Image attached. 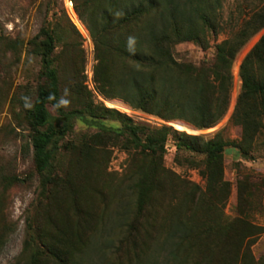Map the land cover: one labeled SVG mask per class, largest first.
Returning a JSON list of instances; mask_svg holds the SVG:
<instances>
[{
    "label": "rangeland",
    "instance_id": "374dc122",
    "mask_svg": "<svg viewBox=\"0 0 264 264\" xmlns=\"http://www.w3.org/2000/svg\"><path fill=\"white\" fill-rule=\"evenodd\" d=\"M263 8L264 0H221V6L212 15L215 26L207 28L202 35L204 46L197 41L178 42L172 47L173 57L178 62L198 67L203 62L213 61L217 45L232 36L252 12ZM43 26L54 30L57 37L54 67L58 71L62 104L66 109L87 104L105 106L127 115L138 125L151 128L168 126L180 132L203 135L207 139L221 130L227 141L224 178L231 183L230 195L227 201L222 202L218 195L209 194L197 204L201 210L189 219L190 222L199 226L201 233L210 230L213 233L211 238L202 234V241L196 244L203 250L208 246L218 249L215 264H228L227 259L219 254L220 250L224 253L228 246L219 233L220 225L234 227L239 210L244 208L246 218L256 225L250 228L255 235L253 240H256L250 246L254 260L249 259L250 251L247 250L248 261L250 264H264L263 122H258L260 127L250 124L247 132L232 117L236 111L238 114L241 112L237 108L243 83L241 64L264 34V29L253 35L236 55L228 112L217 125L199 129L183 119H163L120 98L113 99L127 104L129 111L107 103L109 98L99 91L94 80L97 63L94 40L73 0H0V35L5 37L0 43V232L5 225L8 226V235L0 251V264H24L28 261L40 244L38 239L42 228H51L54 234L63 229L68 234L73 231L83 234L84 241L77 247L81 249L87 245V249L83 259L77 254L76 264H176L163 261L164 251H160V255L151 252L147 260L142 261L146 251L142 246L143 238L147 233L153 235L152 240L158 235L163 237L182 208L190 215L177 195L191 188L205 190L207 186L198 166L202 156L188 150H177L173 140L178 134L172 132L164 164L176 173L175 181H170L167 190L150 203L143 216L131 214L130 217H121L127 200L119 197L117 189L126 184L127 175L141 164V159L134 148H128L125 137L101 133L99 128L77 120L74 131L60 142L52 172L55 182L44 187L36 172L32 152L29 157L23 155L24 146L30 143V129L17 100L23 94L33 99L38 85L46 81L42 74L41 55L32 42ZM17 40L24 43L17 45ZM48 108L57 115L53 105L49 104ZM102 121L107 126H122L118 119L105 118ZM177 121L190 124L193 131L178 129L173 123ZM83 143L87 147L82 152L80 145ZM244 174L251 176L253 187L248 194L251 201L238 206V180ZM131 207H135L134 203ZM132 223L135 228L129 226ZM103 236H107L106 239ZM25 246L29 250L23 252ZM139 254L143 256L141 261L137 260ZM155 257L158 259L153 262ZM41 260L44 264H63L47 255L41 256ZM71 264L75 263L71 261Z\"/></svg>",
    "mask_w": 264,
    "mask_h": 264
},
{
    "label": "trees",
    "instance_id": "16d2710c",
    "mask_svg": "<svg viewBox=\"0 0 264 264\" xmlns=\"http://www.w3.org/2000/svg\"><path fill=\"white\" fill-rule=\"evenodd\" d=\"M73 1L94 40L97 59L94 80L99 91L109 99L120 98L163 119H183L199 129L217 125L228 112L236 55L253 35L264 29L263 8L252 12L232 36L217 45L213 61L203 62L198 67L178 62L173 57L172 47L181 41H197L204 46L202 35L207 28L215 26L212 15L221 6V0ZM56 38L54 30L43 26L32 39L41 55L42 74L46 81L38 85L33 99L28 94L17 97L30 129V143L24 146L23 155L29 157L32 152L43 186L55 182L52 172L60 142L74 131L75 122L81 120L99 128L101 133L125 137L128 148L136 150L141 164L127 175L126 184L119 186L117 194L127 200L121 217H130L131 214L143 216L150 203L165 192L170 181H175L177 177L164 164L171 141L169 135L174 132L178 134L173 140L177 150H188L202 156L198 166L207 186L205 190L191 188L177 195L184 203L183 207L187 206L191 212L190 215L184 208L178 210L163 237L158 235L152 240L151 233L145 234L142 246L146 251L142 261L147 260L151 252L155 255L164 251L162 259L166 262L215 264L218 249L208 246L210 250L207 251V248L203 250L201 245L196 244L202 241V234L211 238L212 230L201 233V228L189 219L198 214L201 209L197 204L207 195H218L222 202L227 201L230 195L231 183L224 178L227 141L222 137L221 130L207 139L203 135L180 132L168 126L151 128L138 125L127 115L105 106L87 104L81 108L66 109L62 104L58 71L54 67ZM4 39L0 35V43ZM16 42L17 45L24 43L23 40ZM240 76L243 83L237 108L241 112L238 114L236 111L232 117L248 132L250 124L260 127L258 122H263L264 127V34L244 58ZM1 90L0 86V110ZM49 104L55 107L57 115L51 113ZM105 118L118 119L122 126H107L102 121ZM85 144L80 145L82 152L87 147ZM243 151L248 153L245 149ZM250 177L244 174L238 180V206L251 201L248 195L253 187ZM133 203L135 207H131ZM239 213L234 227L220 225L219 233L228 246L224 253L220 250L219 254L227 259L228 264H250L249 256L252 262L254 260L250 246L256 240H253L255 235L250 228L256 225L246 218L244 208ZM129 226L136 227L134 223ZM3 228L0 232V251L8 235V226ZM39 234L40 244L24 264H44L41 260L43 255L63 264H71V261L76 264L77 254L83 259L86 253L87 245L83 249L77 247L84 241L81 232L68 234L63 229L54 234L51 228H42ZM103 237L106 239L107 236ZM28 250L25 246L23 252ZM247 250L250 251L249 256ZM142 257L139 254L137 260L141 261ZM157 259L155 257L153 262Z\"/></svg>",
    "mask_w": 264,
    "mask_h": 264
},
{
    "label": "bare ground",
    "instance_id": "6f19581e",
    "mask_svg": "<svg viewBox=\"0 0 264 264\" xmlns=\"http://www.w3.org/2000/svg\"><path fill=\"white\" fill-rule=\"evenodd\" d=\"M107 103L110 106L118 107L120 109H124V110H128L129 111V106L127 104H125L124 102L118 100V99H108ZM173 123L180 130L193 131V128L190 126V124H188V123H186L184 121H177V122H173Z\"/></svg>",
    "mask_w": 264,
    "mask_h": 264
}]
</instances>
